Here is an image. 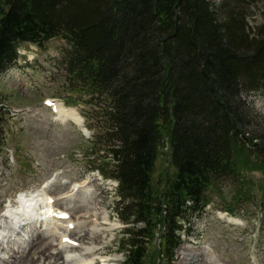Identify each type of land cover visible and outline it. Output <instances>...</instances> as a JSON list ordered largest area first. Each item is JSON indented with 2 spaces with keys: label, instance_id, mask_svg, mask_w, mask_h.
<instances>
[{
  "label": "trees",
  "instance_id": "obj_1",
  "mask_svg": "<svg viewBox=\"0 0 264 264\" xmlns=\"http://www.w3.org/2000/svg\"><path fill=\"white\" fill-rule=\"evenodd\" d=\"M245 1L0 0V76L21 44L62 38L75 89L106 111L88 125V157L118 182L120 218L134 226L120 243L124 264H148L157 233L155 261L172 264L215 187L241 189L248 165L264 172V126L246 102L264 91V13L253 24ZM164 147L173 171L156 190Z\"/></svg>",
  "mask_w": 264,
  "mask_h": 264
},
{
  "label": "rangeland",
  "instance_id": "obj_2",
  "mask_svg": "<svg viewBox=\"0 0 264 264\" xmlns=\"http://www.w3.org/2000/svg\"><path fill=\"white\" fill-rule=\"evenodd\" d=\"M211 1L219 3L222 0ZM247 2L242 3V6L246 7L250 21L259 23L264 13V0ZM69 49V42L62 38H54L43 46L23 43L19 47L17 62L0 76V107L5 137V143L0 145V226L5 223L7 210L16 206V198L20 193L36 196L37 208L44 210L40 197L51 195L52 199L60 198L77 183L93 177L94 182L89 191L76 198L66 199L62 201L66 204L60 203L58 206L69 211V216L77 214L71 207L82 204H87L82 212L105 210L117 226L100 236L95 244L104 247L103 250L100 248L101 255H106L105 258L108 256L110 264H124L120 243L126 237L125 228L134 226L120 218L117 181L103 179L97 171L90 172L94 162L91 160L93 157H88L94 130L86 126L94 123L98 125L101 121L99 117L104 120L106 111L103 109L99 112V108L87 105L84 95L75 89V83L67 75L63 62ZM47 99H52L58 105V110L74 111L82 123L64 117L59 111L56 113L52 106L47 105ZM246 102L257 113L258 118L254 120L256 125L264 126V91L249 94ZM172 171L169 149L164 147L160 150L153 176L156 190L163 188ZM242 176L241 189H237L238 186L233 182H224L210 193L211 202L201 216L191 220V233L178 247L172 264L181 262L179 251L184 247H208L225 264H264V172L256 164L248 165L242 170ZM37 210L22 213L21 218H31L26 229L29 230L30 223L33 226L37 220ZM38 225L41 226L40 221ZM141 225L139 223L135 227ZM8 226L11 228L12 225ZM45 228L43 225L40 229ZM86 229L88 227L80 228L78 233ZM2 230L0 227V252L9 251L13 244L8 242V236L4 237L6 234ZM18 233L21 237L26 236L24 229H19L13 231L12 240L19 238ZM79 234H71L79 242L72 252L76 256L83 255V248L90 244L91 237L79 238ZM77 239H81L84 244ZM160 240L159 233L150 240L151 256L148 264H159L158 260L155 261L154 253L158 250ZM57 242L58 238L55 244Z\"/></svg>",
  "mask_w": 264,
  "mask_h": 264
},
{
  "label": "bare ground",
  "instance_id": "obj_3",
  "mask_svg": "<svg viewBox=\"0 0 264 264\" xmlns=\"http://www.w3.org/2000/svg\"><path fill=\"white\" fill-rule=\"evenodd\" d=\"M57 108L58 106L55 107L56 112L59 111L64 117H69L78 124L82 123L74 111L63 110L61 108L58 110ZM92 178L93 177L86 180L84 179V182L81 181L82 183H77L60 198L52 199L51 196L48 195L46 198L44 196L40 197V200L43 202V207H46L44 209V214L46 216L42 215L43 208L41 209L40 207L41 210L37 208L38 198L36 196L33 194H23L21 198L16 201V206H14V208L12 207L13 209L11 208L8 214H6L5 223L0 226L3 229V233L5 232L6 234L4 237L8 236V242L13 244V247H11L9 251L5 250L4 252H0V264H110V261L107 259L108 256L105 258L104 256L106 255H104L103 252V255H101V249L103 250L104 247L99 246L101 244H95L100 236L114 230L117 226L116 223H112L110 216L105 210L103 212H97V210L93 212H82L87 207V204H82L77 207H71V210L77 213L76 215L70 214L68 218L57 217L56 215L51 216L54 209L66 211L58 206L60 203L66 204L62 201L76 198V196L81 193L89 191L92 186L91 183L94 182V178ZM30 210H32V212L33 210H37L35 213L37 220L33 226L30 223V229L28 230L25 227L28 226V221H31V218L25 216L23 219L21 215ZM66 212L69 213V211ZM39 217L45 218V221H47L45 230L40 229L45 221L41 223V226L38 225ZM7 223L12 225L11 228ZM107 223L110 224L107 225ZM84 227H88V229L79 234L78 229ZM19 229H24L26 232V236L24 235V237H27V239H24V237H21L22 235L18 233L17 235H19V238L12 240L13 231H19ZM72 233L79 234V238L91 236L89 237L90 244L86 247L84 246V253L82 256H76L72 253L76 250L74 246L79 245V242L74 241L76 239L71 237ZM57 238L58 244H55ZM65 239L71 242L65 241ZM82 243L84 244L83 241ZM15 245H17V247H15ZM188 245L192 246V244ZM53 249L57 251H53ZM10 251L11 254L9 253ZM213 254H215V252L208 247L201 249L184 247L179 251V255L181 256V262L179 264H225L221 259L217 258L218 256ZM204 259L206 260L205 262H203ZM61 260L63 261L60 262Z\"/></svg>",
  "mask_w": 264,
  "mask_h": 264
}]
</instances>
